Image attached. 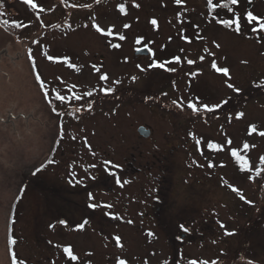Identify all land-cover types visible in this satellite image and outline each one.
Wrapping results in <instances>:
<instances>
[{"label":"rangeland","instance_id":"1","mask_svg":"<svg viewBox=\"0 0 264 264\" xmlns=\"http://www.w3.org/2000/svg\"><path fill=\"white\" fill-rule=\"evenodd\" d=\"M32 2L0 0V264H264V0Z\"/></svg>","mask_w":264,"mask_h":264},{"label":"snow or ice","instance_id":"2","mask_svg":"<svg viewBox=\"0 0 264 264\" xmlns=\"http://www.w3.org/2000/svg\"><path fill=\"white\" fill-rule=\"evenodd\" d=\"M25 2L28 3V4H31V6H32L33 8L37 7V5L34 4V3L32 2V0H25ZM180 2H181V0H176V3H180ZM211 2H212V0H209V3H211ZM231 3H232V4H236V3H237V0H231ZM123 10H124L123 5H121V11H123ZM40 11L43 12L44 9L41 8ZM247 16H248V20H249V21H254V20H256V17L253 16L252 13H248ZM37 19H39V17H37ZM152 23H153V24H156V21H155V20H152ZM227 23H231V21H229V22H227ZM237 23H238V22H237ZM93 26L96 27L97 32H101V31H102V29H101L98 25H93ZM15 27H20V25L17 24V25H15ZM124 27H128V25H125ZM260 27H261V29H264V22H261V23H260ZM237 30L239 31V28H237ZM253 31H256V29L254 28ZM108 34H109V35L112 34L111 30L108 31ZM119 38H120L121 40H124V39H125V37L122 36V35H121ZM112 47H114V48H118V47H120V45H119V44H113ZM216 47L218 48V47H219V44H217ZM47 59H48V60H54V57L51 56V55H48V56H47ZM175 59H176L177 62H179V59H180V58H179V57H176ZM201 59H203V57H201ZM187 62H188L189 64L194 63V61L191 60V59L188 60ZM157 66H159V67H164L163 64H159V65H157ZM34 67H35V65H34ZM211 67H212L213 69H215L217 72H221V73H223V75H224L225 77H228V76H229V69H228V68H226V67H217V65H216V63H215L214 61L212 62ZM168 71H173V72H174V71H176V69H175V68H169ZM100 79H101V80H108V77H107V75H102V76L100 77ZM35 80L38 82V87H39L40 89L44 90L43 93H42V94H43V97H44L45 99H47V97L49 96L50 93H49V91L47 90L46 85H45V81L42 80L41 75L39 74V72L36 73V75H35ZM227 87L230 88V89H232L234 92H239V91H241L239 88L235 87L232 83H228V84H227ZM102 90L105 91V92H111V91H112V89H110V88H109V89H102ZM87 95L91 96L92 93L89 92V93H87ZM79 98H80L79 96L76 97V99H79ZM55 100H58V101L64 102V101L66 100V97H65L64 95H61L60 93L57 92L56 95H55ZM49 103H51V101H49ZM173 103L175 104L176 101H173ZM228 103H229V101H228L227 99H225V100H223L221 103H217V104L214 105V106H209L208 104H204V105H203V108H204L205 111H209V112H211V111H213V107H215V108H220L222 105H227ZM177 107H180V105H177ZM187 107H188L189 109H191L194 113L198 111V108H197L196 103L189 102V103L187 104ZM51 111L55 112L56 109H55V108H52ZM239 115H240V116H243V113H239ZM252 131H256L255 126L252 127ZM260 135H261V136H264V132H261ZM227 143H228V144H231L232 141L229 140ZM210 147H218V145H210ZM248 147H249L248 144H245V145H244V148H245V149H247ZM231 155H232L233 157H235L236 160L239 162L241 169H248V168H249V162H248V160L245 159L244 157H242V156H241V155H240L235 149L232 150ZM260 160H261V163H264V157H261ZM105 163H110V162H109V161H105ZM210 166H211V165H210ZM114 167H116V166L114 165ZM39 170H40V169H37V171H39ZM257 174L260 175V174H261V170H257ZM117 183H120V181L117 180ZM225 184H226V186H229L227 181H225ZM231 190H232L233 192L237 193L238 195L240 194V193H239V189L236 188V187H232ZM240 199H241V200H244L245 197H244L243 195H240ZM248 202L251 203V201H248ZM90 207L95 208V207H97V205L93 204V205H90ZM107 207L110 208V207H112V206H111V205H107ZM61 223H64V222L61 221ZM84 223H87V221H85ZM129 223H131V221H129ZM79 227H80V228H83V227H84V224H80ZM180 227L183 229L184 232H188V231H189V229L186 228L184 225H180ZM220 227H221V228H224V225L221 224ZM233 234H234L233 232L225 231V235H233ZM149 235H152V234L149 233ZM119 241H120V238H119V237H116V242H117L118 244H119ZM8 244H9V245H15V244H16V240L10 237L9 240H8ZM64 252H66V253L68 254V256H69L73 261L77 260V256L73 255V252H72V249H71V248H67V247L64 248ZM11 262H12V264H18L16 254H15L14 252H11ZM19 264H24V262L21 260V261H19ZM119 264H126V262H125V260H120V261H119ZM189 264H197V262H196L195 260H191V261L189 262ZM200 264H209V262L206 261V260H204V261H200ZM212 264H216V262L213 261ZM249 264H251V262H249Z\"/></svg>","mask_w":264,"mask_h":264},{"label":"water","instance_id":"3","mask_svg":"<svg viewBox=\"0 0 264 264\" xmlns=\"http://www.w3.org/2000/svg\"><path fill=\"white\" fill-rule=\"evenodd\" d=\"M149 53L150 51L148 48H140L134 54L135 55H148ZM137 132L139 133V135L143 137H148L150 134V131L142 126L137 129Z\"/></svg>","mask_w":264,"mask_h":264},{"label":"flooded vegetation","instance_id":"4","mask_svg":"<svg viewBox=\"0 0 264 264\" xmlns=\"http://www.w3.org/2000/svg\"><path fill=\"white\" fill-rule=\"evenodd\" d=\"M235 5H236V4H234V5L232 4L230 15H232L231 13H234V14H235V11H234V7H235ZM234 16L236 17V15H234ZM150 133H151V130H150ZM149 136H150V135H149ZM149 136H148V137H143V138H149ZM156 185H157V184H156ZM108 189H109V190L112 189V191H114L115 188H113V186H109ZM155 210H156V209H155ZM157 211H160V208H157ZM109 212H110V211H109ZM149 213H150V211H147V214H149ZM180 225H184V226H185V224H179V225H177L176 231L180 233L181 238H184V234H183V233H185V232H184L183 229L180 227ZM188 228H189V227H188ZM190 228L196 229V227H194V226H190ZM190 228H189V229H190ZM178 240H179V239H178Z\"/></svg>","mask_w":264,"mask_h":264},{"label":"trees","instance_id":"5","mask_svg":"<svg viewBox=\"0 0 264 264\" xmlns=\"http://www.w3.org/2000/svg\"><path fill=\"white\" fill-rule=\"evenodd\" d=\"M230 9V8H229ZM38 71H37V69L35 68V74L37 73ZM1 121V120H0Z\"/></svg>","mask_w":264,"mask_h":264}]
</instances>
